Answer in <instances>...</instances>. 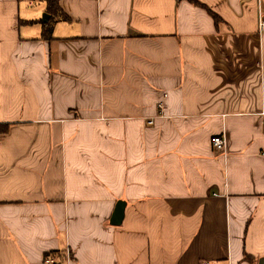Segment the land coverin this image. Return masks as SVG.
<instances>
[{"label":"crops","instance_id":"1","mask_svg":"<svg viewBox=\"0 0 264 264\" xmlns=\"http://www.w3.org/2000/svg\"><path fill=\"white\" fill-rule=\"evenodd\" d=\"M48 1L0 0V264H264V0Z\"/></svg>","mask_w":264,"mask_h":264},{"label":"trees","instance_id":"2","mask_svg":"<svg viewBox=\"0 0 264 264\" xmlns=\"http://www.w3.org/2000/svg\"><path fill=\"white\" fill-rule=\"evenodd\" d=\"M48 8L49 10L54 13L53 11L55 12H58V10L60 9V6H59V2L58 0H49L48 1ZM213 17H214V20L215 22L217 23V25L220 23V19L218 17V15L216 14H212ZM53 16L51 17V19L48 20V22L44 23V31H43V36L47 39H49V37L51 36L52 34V31H53V28H52V20ZM64 18H67V15L64 16ZM8 130V125H0V133H6ZM248 257V256H247ZM60 264V263H59Z\"/></svg>","mask_w":264,"mask_h":264},{"label":"built area","instance_id":"3","mask_svg":"<svg viewBox=\"0 0 264 264\" xmlns=\"http://www.w3.org/2000/svg\"><path fill=\"white\" fill-rule=\"evenodd\" d=\"M260 28L264 30V17L261 16L260 18ZM213 146L218 150H224L227 145V139L224 134H216L212 138ZM44 264H59L56 258L52 254H47L43 260ZM202 264H209L207 261H203Z\"/></svg>","mask_w":264,"mask_h":264},{"label":"water","instance_id":"4","mask_svg":"<svg viewBox=\"0 0 264 264\" xmlns=\"http://www.w3.org/2000/svg\"><path fill=\"white\" fill-rule=\"evenodd\" d=\"M49 14H46L45 16L48 17ZM47 20V19H45ZM124 207H125V204L124 203H120L115 211V218H114V223H120L122 221V219L124 218L123 214H124Z\"/></svg>","mask_w":264,"mask_h":264}]
</instances>
